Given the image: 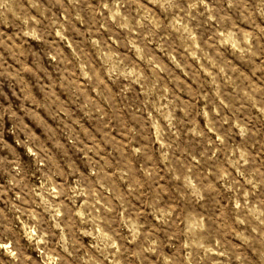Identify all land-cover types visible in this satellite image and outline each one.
Returning a JSON list of instances; mask_svg holds the SVG:
<instances>
[{"label":"clouds","instance_id":"obj_1","mask_svg":"<svg viewBox=\"0 0 264 264\" xmlns=\"http://www.w3.org/2000/svg\"><path fill=\"white\" fill-rule=\"evenodd\" d=\"M0 264H264V0H0Z\"/></svg>","mask_w":264,"mask_h":264}]
</instances>
